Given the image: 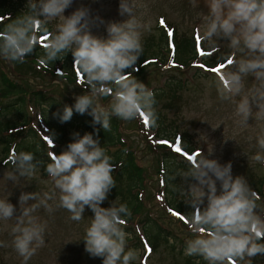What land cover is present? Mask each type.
Segmentation results:
<instances>
[{
	"label": "clouds",
	"instance_id": "obj_1",
	"mask_svg": "<svg viewBox=\"0 0 264 264\" xmlns=\"http://www.w3.org/2000/svg\"><path fill=\"white\" fill-rule=\"evenodd\" d=\"M205 2L207 12L198 16L200 42L209 52L219 51L216 63L225 65L215 72L217 97L232 105L228 119L240 130H248L249 119H255L258 151L249 159L264 164V0ZM72 3L27 0L26 10L14 19L0 17V23L9 20L0 30V58L24 63L41 44L40 62L45 65L72 54L84 92L76 97L74 105H65L62 114L56 113L62 123L69 121L75 111L91 115L93 123L106 132L111 129L113 117L131 121L143 113L155 125L156 94L132 76L139 70L144 32L151 23L149 6L142 0H120L119 13L127 19L107 22V36H103L94 34L92 28L104 21L92 17L87 7L65 15ZM192 4L196 7L195 0ZM222 48L225 51H220ZM210 106L209 101L206 107ZM51 140L53 148L52 134ZM201 140L206 141L207 136ZM213 151V146H208L205 155L200 148L183 174V195L192 208L185 213L191 236L184 242V255L201 257L207 264H252L254 257L264 256V204L244 176H233L231 162L221 164L209 158ZM48 157L44 164L31 151L14 148L10 153L11 170L3 176L6 184L21 185L20 180L32 179L43 164L52 188L42 194L22 192L19 215L10 195L0 198V226L12 237L10 245L0 241V247L11 246L22 264H28L45 246L47 223L35 215L38 210L51 214L64 209L70 220L80 222L87 207L94 215L84 230L85 251L101 257L103 264H133L140 260L139 252L128 247L132 238L125 230L131 216L128 205L117 197L111 206H102L116 187V165L98 137L90 132L82 136L74 133L65 150L59 154L50 151ZM9 221L13 223L9 225Z\"/></svg>",
	"mask_w": 264,
	"mask_h": 264
},
{
	"label": "trees",
	"instance_id": "obj_2",
	"mask_svg": "<svg viewBox=\"0 0 264 264\" xmlns=\"http://www.w3.org/2000/svg\"><path fill=\"white\" fill-rule=\"evenodd\" d=\"M27 0H0V17L10 16L15 18L22 11L26 10ZM9 20L4 19L0 23V30L3 24ZM51 27V26H50ZM161 36L158 39L143 41L144 51L137 62L138 71L133 72L132 76L136 79L144 78L148 73V68L152 64H158L161 68L167 67V72L176 70L181 76L169 73L161 76L164 80L162 83H153L144 81V84L151 88L156 94V106L159 101L168 103L167 109H177L180 94L185 89V85L192 80L188 74L193 62L200 59L207 68H214L217 63V56L220 52H216L210 56L199 57L196 51L195 39L187 36H179L176 32L173 37L167 35L164 27L158 26ZM176 31V30H175ZM173 39L176 45L174 53L170 49V40ZM221 51V50H220ZM43 52V45H38L34 52L26 57L24 63H6L0 58V154L1 164H11L8 162L10 153L15 148L16 151L27 150L35 154L38 161L46 164L49 160L48 153L53 151L59 154L65 150L67 145L74 139V133L81 136L85 133H92L94 137H98L101 145L106 148L107 153L113 158L116 165L113 176L116 180V187L109 193L110 204L117 197L121 203H126L131 210V216L126 221V231L132 234V238L128 241V247L137 250L139 247L145 251L146 248L155 252L156 246L160 242L170 243L174 245L177 242L175 233L165 226L160 218L155 217L156 213L148 210L143 198V192L148 186V178L144 170V166L140 165L139 151L140 148L135 147L123 133L122 120L113 117L111 120L110 131H105L100 124L93 123V117L88 113L83 115L74 111L72 118L67 122H61L56 113L61 114L65 105L69 103H58L54 93L45 86L39 87L38 84L33 85V78L24 80L29 75L33 76H49L50 79L63 80L75 87H80V92H84V85L80 82L77 70L74 68V58L69 53L63 61L57 60L51 65H45L40 62V56ZM173 55V57H171ZM12 65V68L10 67ZM196 75L199 74L201 68H196ZM208 73V70L205 69ZM131 71V69H129ZM48 75H44V74ZM147 76V75H146ZM198 77V75L196 76ZM22 78V79H21ZM35 82L37 80L35 79ZM76 95L74 98L76 99ZM168 95V96H167ZM167 96V97H166ZM11 98V100H10ZM67 100V99H66ZM28 103H32L31 107L37 108L35 115L31 116L30 110L26 107ZM60 106L57 112L51 116L53 107ZM37 115V116H36ZM155 125L149 122L145 125L143 121H139L138 128L141 135L146 141V145L153 147L156 153L157 183L158 190L155 193L157 200L162 207L171 209L167 211L170 214L174 212L180 213L186 217L185 213L192 210L183 197L184 180L183 174L188 169V157L174 150V143L178 136H181V146L187 153H195L198 147L192 145L191 140L187 139L185 134L179 131H170L169 124L165 122L164 114L157 113ZM16 118V121L10 119ZM22 119V122L19 119ZM40 119V123L44 126L35 127L34 122ZM36 120V121H35ZM163 127L161 126V124ZM125 129V128H124ZM98 130V131H97ZM54 140V150L51 149L45 137ZM167 141L168 143H161ZM190 151V152H189ZM191 154V153H190ZM181 157L182 159H178ZM42 174L48 178L44 171V165H40ZM186 186V185H185ZM264 190V176L259 178L255 185L256 192L262 197L259 190ZM158 196H162L164 205ZM187 218V217H186ZM184 242L179 244V248L184 250ZM192 262L188 264H207L201 257H191ZM259 256L252 260V264L257 261Z\"/></svg>",
	"mask_w": 264,
	"mask_h": 264
},
{
	"label": "rangeland",
	"instance_id": "obj_3",
	"mask_svg": "<svg viewBox=\"0 0 264 264\" xmlns=\"http://www.w3.org/2000/svg\"><path fill=\"white\" fill-rule=\"evenodd\" d=\"M142 2L149 6V19L151 20L149 28L144 32L143 41L146 42L147 38H150V40L155 38L158 39L161 36L160 30L157 29L161 20L164 21V28L174 30L173 34L177 32L179 36H187L190 38L194 36V39L196 37L197 40L200 41V33L197 27L200 24L198 16L201 13L207 12L205 0H195L196 7H193L192 0H142ZM119 3L120 0H73L72 5L66 9L65 15H70L81 6L87 7L92 17H99L104 21V23L97 22V24L93 26V33L107 36V22L123 21L127 19L126 15H120ZM168 29H166L167 35ZM204 50L206 49L204 48ZM221 51H225V49L222 48ZM197 53L200 56L198 51ZM171 57H173V55H171ZM3 60L8 63L7 60ZM195 65L196 67L200 66L202 69H205L201 64ZM10 67L12 68V65H10ZM167 67L168 66L161 68L158 64H152L148 68L147 76L145 75L144 78L141 77L138 80L143 83L144 81H149L153 84L162 83L164 80L161 76H166L169 73L181 76L180 72L176 70L167 72ZM194 67L195 66L190 68L188 74L192 81L185 85V89L180 94L177 109H167L166 106L168 103L159 101L156 106V111L157 113L160 112L161 115L164 114L165 122L169 124L170 131H179L182 135L185 134L187 139L191 140L193 146L203 149L205 155L208 154V146H213L214 151L209 158L218 159L221 164L231 162L233 176H244L252 189L256 191L255 185L258 183L259 178L262 179L264 176V164L249 159L258 151L255 137L259 132V128L255 125V119H249L250 125L248 130L242 131L235 127L232 120L228 119L232 113V105L226 102H220L217 97L213 84L216 79V73H207L206 70L201 69L199 74L197 73L198 77H196L197 69ZM44 75L46 76L48 74L46 73ZM31 78L34 80L33 85L38 84L39 87L45 86V88L50 89L60 104L69 103L68 99H71L70 105H74V95L83 93L80 92V87H75L63 80L50 79L49 76L39 77L37 75H29L25 77L24 80L27 79L32 83L30 80ZM35 79L37 82H35ZM202 101H204V103H202ZM209 101L211 102V106L206 107ZM104 102L107 103V101ZM31 105L33 104L28 103L26 107L30 110L32 116L33 114L35 115L34 111L37 110V108L34 107L33 109ZM58 108H60L58 105L53 107L52 112L49 114L53 116ZM18 119L22 122V119ZM138 120L144 123L143 116L141 115L139 118L131 121L122 120V125L124 126V136L126 135L135 147L140 148L138 152L140 155V165L144 166L148 178V186L143 192L145 205L148 210L156 212L153 215L160 218V220L165 223V226L175 233L178 239L174 245L160 242V244L156 246L154 253L148 251L149 248L143 251V249L139 247L137 251L139 252L140 260H143L144 264H188V262H192L193 259L184 255V251L179 248V244L187 238H190L191 233L184 220L171 212L170 214L172 216L167 213L169 210L166 209L162 196L158 197L162 201L164 207H162L155 196L158 190V161L154 148L147 146L144 137L141 135L138 128ZM10 121H16V118L10 119ZM222 122L224 124H221ZM33 124L35 127L44 126L40 123L39 118L37 122ZM160 124L163 127L162 123ZM212 125L219 127L213 129ZM202 136H207V140L202 141ZM249 136L252 137L251 141L248 140ZM232 137H235L236 140L231 139ZM225 138L230 139L226 140ZM72 140L71 138L70 141L72 142ZM51 149L54 150V146L53 148L51 147ZM198 151H195V153L189 152L194 156ZM178 159L182 158L178 157ZM5 164L6 163L1 164L0 162V198L10 195L9 200L16 206L17 215H19V197L22 192L36 191L42 194L45 191L51 190L52 183L49 177L46 178L42 174L38 166L32 179L20 180L21 185L14 186L11 182L6 184L3 176L6 171L11 170V166ZM185 187H187V185ZM260 191L262 197L259 196V202L264 204V190ZM183 197L185 199L184 195ZM102 206H111L109 196L103 202ZM35 215L39 216L42 221L47 223L45 246L37 251L28 261V264H103V259L101 257H93L85 251V242L82 240L85 227L89 224L91 216L94 215L90 208L86 207L84 219L80 222L70 220V214L64 209H57L49 214L41 208ZM12 223L13 221L8 222L9 225ZM11 239L12 237L9 235L8 231L2 230V226H0V241H4L10 245ZM140 260L133 262V264H140ZM0 264H22V258L18 256L11 246L0 247ZM255 264H257V261ZM258 264H264V256H259Z\"/></svg>",
	"mask_w": 264,
	"mask_h": 264
},
{
	"label": "snow or ice",
	"instance_id": "obj_4",
	"mask_svg": "<svg viewBox=\"0 0 264 264\" xmlns=\"http://www.w3.org/2000/svg\"><path fill=\"white\" fill-rule=\"evenodd\" d=\"M161 23H164V21L161 20ZM200 54H201V55H205L206 53L204 52L203 49H201ZM224 66H225V65H220V66H218V67H215V68L212 69V71H214V72H219V71L221 70V68L224 67ZM141 115L143 116L144 124H145V125H148L149 122H150V121H149V118H148L146 115H144L143 113H142ZM45 140H46L48 143H51V142H52V140H51L50 137H45ZM161 143H168V142H167V141H162ZM175 150H176L177 152H180V151L182 150V146H181V145H176ZM185 155L188 157V159H192V158H193V156H192L190 153H185ZM169 211H172V210L169 209ZM173 214L179 216L180 219L184 220V222L187 223V218L184 217V216H182L180 213H178V212H174ZM148 251H151V249H148Z\"/></svg>",
	"mask_w": 264,
	"mask_h": 264
}]
</instances>
